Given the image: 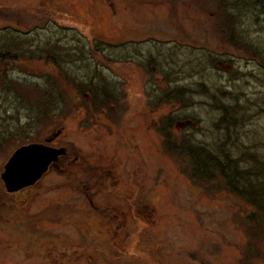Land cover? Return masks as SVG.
<instances>
[{"label":"rangeland","instance_id":"1","mask_svg":"<svg viewBox=\"0 0 264 264\" xmlns=\"http://www.w3.org/2000/svg\"><path fill=\"white\" fill-rule=\"evenodd\" d=\"M217 1L0 0V53L21 58L0 64V264H264V212L222 179H194L164 147L161 129L176 117L178 139L264 154V62L229 40ZM245 21L243 38L264 44V20ZM210 53L221 62L207 65ZM5 74L21 98L1 88ZM90 81L110 92L103 109L83 91ZM180 85L193 100L157 106ZM42 88L62 99L39 119ZM214 94L246 122L214 126ZM45 143L67 156L6 190L15 151Z\"/></svg>","mask_w":264,"mask_h":264},{"label":"trees","instance_id":"2","mask_svg":"<svg viewBox=\"0 0 264 264\" xmlns=\"http://www.w3.org/2000/svg\"><path fill=\"white\" fill-rule=\"evenodd\" d=\"M222 9L228 14L229 22L231 27V33L229 40L232 42L237 41L236 46L241 49L244 53L252 54L254 57H258L264 62V44L261 40L247 42L250 38V35H247V38H243L244 34L242 31H239L244 24V19L247 23L249 20L255 22H260L264 20V0H218L217 1ZM249 36V37H248ZM13 43V42H12ZM59 55H50L48 54V59L52 61L53 64L58 61ZM154 57L153 55L150 56ZM21 59L17 54L13 52L0 53V64L1 63H14ZM50 62V61H49ZM151 70L156 67L158 70L164 71V62L158 63L150 60ZM218 62H221L218 57L213 53L207 55L205 63L207 65H214ZM227 62V61H222ZM7 64V63H6ZM156 69V70H157ZM1 71V70H0ZM149 73V71H147ZM151 73V72H150ZM5 81L1 83L2 87H7L9 91H12L14 95L18 98H21L22 94L17 89L19 83L18 80L9 79L7 74ZM167 75V74H166ZM89 86H85L83 91L86 92L87 98L92 100L93 104L97 105L98 109H103L107 102L111 101L110 92L106 88L99 89L98 87L92 86L93 81H90ZM201 88L203 93L209 95L211 92H208L205 84L202 83ZM37 89V88H36ZM44 89V88H42ZM41 89V90H42ZM39 90V89H38ZM82 90V88H81ZM43 94L41 98L37 99L36 106L34 107L35 111L37 110L38 117L41 119L42 116L47 117L51 112H54L55 108L60 106L59 100L62 98L60 94L55 95L51 90L44 89L42 90ZM61 92V89H59ZM196 95V91L193 88H187L186 86H181L175 88L168 93H164L158 101L157 106L170 105L173 103L181 104L193 100V95ZM194 95V97H195ZM18 98V99H19ZM213 101L217 111L220 113L219 120H216L214 126H217L221 129L231 128L236 129L238 126H242L246 122V115L238 113L237 109L241 106H234L229 103H224L218 97V95H213ZM58 109V108H57ZM175 117L171 121L164 124V129H161L162 132L166 135V142L164 144L165 150L170 154H175L178 157H182L186 161V166L184 172H189L190 175L200 180L201 182L216 183L218 179H222L226 183V188L233 192L235 195L240 196L245 202H247L251 207L253 206L256 209V212L260 215H263L264 212V154L257 151V157L251 156L250 152H244L239 157H235L232 149L227 147L226 142H221L218 144L217 148H211L204 143H200L195 138L182 137L178 139L175 136L174 130L176 123L181 122L182 119ZM187 119H184L186 121ZM163 133V134H164ZM230 135V134H229ZM0 137L3 141L6 139L5 133L0 134ZM0 139V140H2ZM0 144L2 142L0 141ZM177 159H180L178 158ZM251 159L253 165L249 168H245L243 165L246 159ZM255 181V182H254ZM258 220L257 218L254 219ZM261 220L263 217L261 216Z\"/></svg>","mask_w":264,"mask_h":264},{"label":"water","instance_id":"3","mask_svg":"<svg viewBox=\"0 0 264 264\" xmlns=\"http://www.w3.org/2000/svg\"><path fill=\"white\" fill-rule=\"evenodd\" d=\"M64 148L56 149L48 144H28L18 148L5 165L2 179L10 193L36 184L50 169L66 156Z\"/></svg>","mask_w":264,"mask_h":264},{"label":"flooded vegetation","instance_id":"4","mask_svg":"<svg viewBox=\"0 0 264 264\" xmlns=\"http://www.w3.org/2000/svg\"><path fill=\"white\" fill-rule=\"evenodd\" d=\"M66 156H67V154H66Z\"/></svg>","mask_w":264,"mask_h":264}]
</instances>
